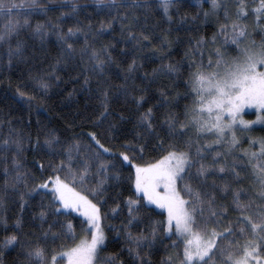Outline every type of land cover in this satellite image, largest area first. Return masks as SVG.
Masks as SVG:
<instances>
[{"label":"snow or ice","instance_id":"snow-or-ice-1","mask_svg":"<svg viewBox=\"0 0 264 264\" xmlns=\"http://www.w3.org/2000/svg\"><path fill=\"white\" fill-rule=\"evenodd\" d=\"M203 2L210 3V9L204 11L205 21L209 15L217 17V31L211 38L201 36L194 44L189 39L187 64L183 59L169 61L140 75L143 64H137L138 51L151 44L152 55L159 52L163 61L168 55L164 49L174 43L167 35L156 36V26L149 22L152 0H96V6L107 8L110 15L116 10L110 20L101 22L99 31H94L91 21L84 24L78 18L64 29L63 21L77 16L88 5H69L67 0H53L52 4L0 0V47L7 45L6 63L0 53V70L11 69L16 61L32 73L33 62L48 53L46 49L38 53L35 45L30 52L28 41L38 38L43 46L55 35L58 51L48 65L52 71L31 76L39 88L47 91L53 80L59 82L62 77L57 71L63 66L75 73L69 79L84 77L81 88L92 91L95 78L96 98L102 110L91 127L103 125L113 115L111 103L121 98L127 101L131 97L136 112L132 137L120 144L105 142L117 139L116 124L111 122L104 131L62 137L59 129L37 120L33 141L30 128H16L12 120L8 121L7 134L0 131V161H8L11 153L12 167L6 164L3 169L6 179L0 207L9 198V188L15 190L22 182L28 191L20 193L21 212L25 196L38 194L40 210L31 219L40 223L38 231L25 233L22 217L16 219L15 230L0 240V264H6L10 249L17 250L13 264H129L122 258L125 251L130 264H156L152 255L157 243L163 245L165 253L159 264H264V136L243 135L256 124L264 125V35L259 41L254 38L257 33L264 34V0ZM160 3L169 24L173 23L170 9L176 0ZM50 7L69 10L62 11L55 23L45 20L33 26L30 14L47 13ZM138 9L143 12L138 13ZM196 19L193 17V21ZM181 21L187 22L184 17ZM117 22L120 42L125 46L121 56L128 55L131 44L132 60L123 69L122 83L114 86L112 79L121 78L119 71H112L113 65L121 67L112 54L114 45L97 48L95 36L104 30L113 31ZM24 28L30 32L21 38ZM175 30L187 29L178 26ZM81 34L84 43L77 48L74 38ZM13 37H17L14 43ZM155 39H160L159 45L153 43ZM175 42L183 41L177 36ZM205 45L213 46L207 60ZM159 73L175 76L184 91L172 94L161 85L158 95H149ZM17 93L26 95L19 87ZM150 98L155 103L144 108ZM180 100L185 101L183 106ZM253 107L258 113L256 119H244V110ZM158 109L165 111L157 115ZM129 118L119 115L121 121ZM245 140L247 148L242 147ZM28 148L39 156L30 168L23 157ZM149 153L156 155L144 159ZM124 169L128 170L126 176ZM125 181L131 193L122 201L127 217L119 226L106 225L107 213L102 208L109 198L108 189L120 185L118 199ZM120 207L121 203H116L111 211ZM156 209L162 210L159 219L152 215ZM73 213L78 216L68 219ZM74 220H79V231ZM145 221L146 227L132 231L135 224ZM0 225L7 230L6 215L0 216ZM106 228L115 229L118 238L123 234L127 248L122 245L119 252L105 253Z\"/></svg>","mask_w":264,"mask_h":264},{"label":"trees","instance_id":"trees-1","mask_svg":"<svg viewBox=\"0 0 264 264\" xmlns=\"http://www.w3.org/2000/svg\"><path fill=\"white\" fill-rule=\"evenodd\" d=\"M52 4L53 0H41V3ZM69 5L71 3H79L81 5H88V7L78 11L77 16H73L69 19L63 21L64 29L67 30L69 26H72L76 23L77 18L84 24H87L91 21L94 31L100 30L101 22H107L111 19L112 15H115L116 10L113 9L111 15L107 8H99L96 6V0H67ZM210 9V3L203 2V0H176V3L170 9V14L173 18V23L169 24L167 17L163 13L160 0H152V5L149 10V22L151 25H155V34L157 37L163 38L167 35L169 40L174 41L171 48H166L164 51L168 53L165 55L164 60L159 59L160 53L157 52V55L153 56L152 52L154 51L151 44H149L142 51H138L136 54L137 64H143V67H140L138 72L140 75L143 73H151L154 68L161 65L162 63L166 64L169 61L177 62L181 59L184 60V63L187 64L190 57L185 56V50L190 47L189 39H192L193 44L195 39L206 36L211 38L214 32L217 31V17L212 14L209 15L207 21L204 18V11ZM68 8L61 9L59 7H50L47 13L33 12L30 14L31 24L34 26L37 22H43L45 20H52L54 23L57 20V17L62 11H68ZM27 12V10H23ZM123 11V9H120ZM138 13H142L143 9H138ZM181 17H184L187 21L186 23L181 21ZM193 17H197L193 21ZM23 22V16H21V23ZM220 22H223L222 17ZM252 22V17H249L248 23ZM2 23V20H0ZM251 24V23H250ZM178 26H182L183 29L177 32L175 29ZM172 29L170 32L166 30ZM30 29L24 28L20 32L21 38H26ZM261 35L257 33L254 38L259 41ZM179 36L182 43L175 42V38ZM17 37H13V43ZM76 40L77 48L84 43V36L81 34ZM56 40L55 35L49 37L47 41L43 42L41 46V41L37 38L34 40H29V51H33L32 45H35V50L37 52H43L47 50L48 56L42 60L33 62L32 73L27 71V66L24 64H17L16 61H13L14 67L11 69L4 68L0 70V131L4 134H7L9 130L8 121L12 120L14 122L13 126L16 128L26 127L30 128L32 131L33 141L35 140V132L37 129V120L40 121L41 125H46L48 128L59 129L62 137H68L74 133L88 132V131H104L107 129L108 122L116 124L115 136L117 139L111 141H105L106 143L111 144H120L125 139H131L133 125L136 121V112L134 111L135 105L132 103L131 97L126 101L121 98L119 101H113L111 103V111L113 115L109 116L105 123L99 128H93L90 125L95 122V118L99 115V112L102 110L98 99L96 98L99 93L95 92L96 83L95 78L91 84L92 91H89L86 88H81L84 77L81 76L80 79L71 80L69 76H74L75 73H69L67 69H64L61 66V70L57 71V75L62 77V79L57 82L53 80L52 86L44 91L38 87L37 82L31 79V76L36 73H47L52 70L48 68V65L53 63V57H55L58 47L54 43ZM223 37H221V41ZM121 41L120 37V24L117 22L114 25L113 31L104 30L100 35L95 36V47L99 48L102 45L113 44L114 51L112 54L116 57L117 62L120 63V69L116 68V65L112 66L113 74L117 71L120 72L121 78L112 79L111 83L116 86L122 83L123 69L127 67L128 63L132 60V46H128V55L121 56V50L125 47ZM154 44L159 45L160 39H155ZM213 47L212 45H205V60H207L208 51ZM231 54H235L234 50L229 49ZM0 53L3 55V61H7V45L0 47ZM141 81L136 80V84L139 85ZM164 85L169 88L172 94L175 91L183 92V84L176 81L175 76H166L163 73H159L155 81L152 83L149 89V95L156 96L158 95L157 89ZM175 85V87H173ZM20 88L21 91H24L26 95L21 97L17 93V88ZM116 88L113 87L112 95H115ZM31 97V99H30ZM155 103V99H148L147 103L144 104V108L149 107ZM180 105L183 106L185 103L184 100L179 101ZM144 108H141L140 111H143ZM165 111V109H158L157 115L160 112ZM120 113H123L125 116L130 117L126 121L119 120ZM249 137H260L264 136V125H255L252 126L251 132L244 133ZM3 137L0 136V139ZM43 139V137H41ZM27 147V140L25 141ZM242 147H249L248 140H245ZM155 153L147 154L144 159L148 160L152 156H155ZM8 161H0V194L3 193L4 182L6 177L3 174V169L5 165L11 168V153H8ZM25 164L30 168L34 160H38L39 156L37 153L32 151L30 148L23 153ZM110 158V157H108ZM127 169H124V175H127ZM47 175V173L45 174ZM8 180L11 181V177H8ZM247 184V181H245ZM31 182H29V187ZM120 185H117L113 188L108 189L109 198L107 203L103 206L102 211L107 213V219L104 221L106 225H116L119 226L122 221L127 217V207L123 205L122 201L129 196L131 193L128 191V182L125 181L123 184V194L117 199L116 193L120 191ZM28 189L21 182L15 190L9 188L8 190V199L3 207H0V216H7V230H4V226L0 225V240H2L6 235L12 233L15 229L13 227L16 219L22 217L24 221L23 232H33L38 231L37 225L40 221L36 220L34 223L32 217L35 213L39 212V203L40 196L36 193L31 195H26L25 200L26 204L21 212V203H20V193H27ZM116 203H121V207L118 211L112 212L111 209L115 206ZM161 211L156 210L152 215L153 218L159 219V213ZM78 216L72 214L68 219ZM63 219V218H62ZM76 224L77 231H79V220H74ZM147 221L140 224H135L132 228L134 233L138 232L141 228L146 227ZM47 225H45L46 227ZM106 233L108 235L107 247L104 249L105 253L119 252L121 246L123 245L127 248V244L124 240L123 234L118 238L116 236L115 229L106 228ZM168 243V241H165ZM19 246H17L18 249ZM156 249L153 252L152 259L159 264L161 257L165 254L163 245L157 243ZM17 257V250H8L7 255L5 256L6 264H13V260ZM123 259L129 261L130 257L125 251L122 256Z\"/></svg>","mask_w":264,"mask_h":264},{"label":"rangeland","instance_id":"rangeland-1","mask_svg":"<svg viewBox=\"0 0 264 264\" xmlns=\"http://www.w3.org/2000/svg\"><path fill=\"white\" fill-rule=\"evenodd\" d=\"M257 114H258L257 110L254 107L253 108H246L244 110V113H243V118L246 119V120H255ZM256 125H261V124H256ZM152 207L155 208V205H153ZM156 210L162 211L160 209H156ZM74 214H76V213H74ZM76 215H78V214H76Z\"/></svg>","mask_w":264,"mask_h":264}]
</instances>
